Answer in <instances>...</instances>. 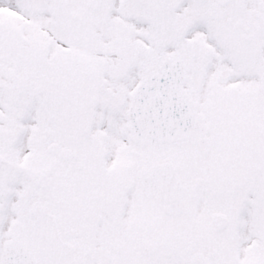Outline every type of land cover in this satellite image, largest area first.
<instances>
[{
  "label": "snow or ice",
  "instance_id": "1",
  "mask_svg": "<svg viewBox=\"0 0 264 264\" xmlns=\"http://www.w3.org/2000/svg\"><path fill=\"white\" fill-rule=\"evenodd\" d=\"M0 264H264V0H0Z\"/></svg>",
  "mask_w": 264,
  "mask_h": 264
}]
</instances>
